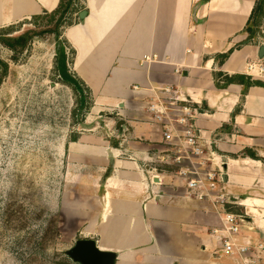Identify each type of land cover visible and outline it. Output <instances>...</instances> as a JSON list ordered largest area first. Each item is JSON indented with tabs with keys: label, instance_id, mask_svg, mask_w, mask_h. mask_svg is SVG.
<instances>
[{
	"label": "crops",
	"instance_id": "1",
	"mask_svg": "<svg viewBox=\"0 0 264 264\" xmlns=\"http://www.w3.org/2000/svg\"><path fill=\"white\" fill-rule=\"evenodd\" d=\"M60 2L0 0V28ZM82 3L87 15L75 17L63 37L75 49L73 72L91 89L97 126L67 142L58 206L65 238L95 239L117 254L116 264H233L212 231L221 215L188 197L183 182L153 159L162 132L148 105L151 88L171 85L198 108L206 147L222 156L229 190L248 216L241 235L264 241V85L249 87L243 99L244 85L216 79L218 72L247 75L251 62L264 65V29L245 43L256 0ZM253 79L264 83V73ZM247 149L262 159L243 155Z\"/></svg>",
	"mask_w": 264,
	"mask_h": 264
},
{
	"label": "rangeland",
	"instance_id": "2",
	"mask_svg": "<svg viewBox=\"0 0 264 264\" xmlns=\"http://www.w3.org/2000/svg\"><path fill=\"white\" fill-rule=\"evenodd\" d=\"M34 25L33 18L17 24L21 30ZM56 47L46 35L13 60L0 43V57L10 66L0 88V264H72L67 251L76 242L65 238L58 207L67 142L94 129L91 115H97L81 109L78 94L60 81ZM66 52L74 60L71 48Z\"/></svg>",
	"mask_w": 264,
	"mask_h": 264
},
{
	"label": "built area",
	"instance_id": "3",
	"mask_svg": "<svg viewBox=\"0 0 264 264\" xmlns=\"http://www.w3.org/2000/svg\"><path fill=\"white\" fill-rule=\"evenodd\" d=\"M264 73V65L251 62L248 76ZM148 112L161 126L163 148L153 159L181 180L187 196L209 204L221 215V226L214 228L219 251L233 264H264V241L241 235L248 216L239 210V198L230 190L224 160L206 147L196 122L198 108L171 85L151 88Z\"/></svg>",
	"mask_w": 264,
	"mask_h": 264
},
{
	"label": "trees",
	"instance_id": "4",
	"mask_svg": "<svg viewBox=\"0 0 264 264\" xmlns=\"http://www.w3.org/2000/svg\"><path fill=\"white\" fill-rule=\"evenodd\" d=\"M85 9V6L82 3V0H61L58 8L52 12H44L42 14L34 15L32 18L35 21V25L23 30L19 29L17 24H13L7 27L0 28V43L8 47L13 51V60H18L20 55H22L31 45V43L37 39L46 35L53 37L57 47H56V60L55 66L60 81L64 84L71 86L81 103V109H85L88 113L91 110L93 102L90 100L89 94H92L91 89L87 84L79 77V75L71 70L69 63L73 62L68 61V56L66 52V47L71 48L73 55L75 54V49L71 47L69 42L63 37L64 28L72 25L74 23L75 17L79 18V13ZM48 18L49 23L38 24L36 22L39 19ZM264 20V0H256L255 7L252 11L250 19L248 21L245 31L248 36L245 40V43L254 42L256 36L260 32L261 25ZM233 48L230 49L227 53L222 54L220 57L225 59L229 57ZM9 63L3 60L0 57V88L4 83L6 77L9 74ZM223 79L221 84L219 79ZM217 84L223 85L224 87L228 86L231 83H239L245 86L243 99L249 87L253 85H264L263 82L259 80H254L250 76L245 74L237 75H228L218 72L216 74ZM87 99L91 102L87 104ZM84 120H81V122ZM72 140L77 139V136L71 138ZM243 155H249L253 158L262 159L255 152L250 149H247L243 152ZM110 172V170H109Z\"/></svg>",
	"mask_w": 264,
	"mask_h": 264
},
{
	"label": "water",
	"instance_id": "5",
	"mask_svg": "<svg viewBox=\"0 0 264 264\" xmlns=\"http://www.w3.org/2000/svg\"><path fill=\"white\" fill-rule=\"evenodd\" d=\"M86 15V9L79 13L80 19H83ZM259 54L261 57L264 56V45L261 46ZM67 254L74 261L81 264H116L117 259L115 252L100 249L93 238L78 239L75 245L67 251Z\"/></svg>",
	"mask_w": 264,
	"mask_h": 264
}]
</instances>
